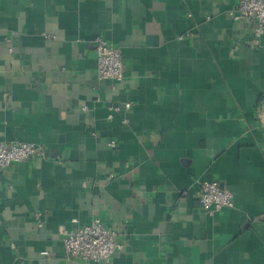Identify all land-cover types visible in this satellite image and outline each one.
<instances>
[{
    "label": "crops",
    "instance_id": "obj_1",
    "mask_svg": "<svg viewBox=\"0 0 264 264\" xmlns=\"http://www.w3.org/2000/svg\"><path fill=\"white\" fill-rule=\"evenodd\" d=\"M235 5L0 0V141L46 150L0 168V264H264V36ZM98 36L120 83L97 77ZM200 180L233 206L206 212ZM93 218L122 247L66 258L60 229Z\"/></svg>",
    "mask_w": 264,
    "mask_h": 264
},
{
    "label": "built area",
    "instance_id": "obj_2",
    "mask_svg": "<svg viewBox=\"0 0 264 264\" xmlns=\"http://www.w3.org/2000/svg\"><path fill=\"white\" fill-rule=\"evenodd\" d=\"M230 13L234 20L248 19L253 22L249 44L252 47L259 46L264 36V0H236V5ZM185 35L189 36L190 31H186L179 38ZM92 48L96 56L98 79L110 80L114 84L122 82L124 65L120 48L100 36L92 40ZM130 105V102H125L122 107L128 109ZM120 108L119 105L111 106L109 117ZM262 125L264 126V123ZM108 144L113 147L116 142L111 140ZM45 155L46 150L39 143L19 140L0 141V168L29 158H42ZM196 193L199 203L206 212L212 213L223 207L233 206L232 191L216 180L198 181ZM34 216L37 226H41V212H36ZM117 235V231L105 226L100 218H93L88 224L77 228L62 227L60 229L64 256L83 262L108 261L111 255L122 247Z\"/></svg>",
    "mask_w": 264,
    "mask_h": 264
}]
</instances>
